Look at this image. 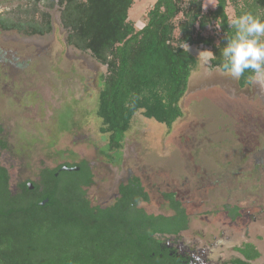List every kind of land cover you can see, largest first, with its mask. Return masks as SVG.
Here are the masks:
<instances>
[{
	"label": "trees",
	"instance_id": "16d2710c",
	"mask_svg": "<svg viewBox=\"0 0 264 264\" xmlns=\"http://www.w3.org/2000/svg\"><path fill=\"white\" fill-rule=\"evenodd\" d=\"M133 1L25 0L0 12L1 32L32 37L52 31L50 10L57 9L66 46L104 67L94 122L107 138L98 151L112 163L137 119L167 134L185 116L182 100L198 63L189 47L207 48L216 57L210 67L223 71L221 51L234 31L229 19L243 12L264 19V0H215L205 12L202 0H155L137 27L128 18ZM249 75L237 80L240 87L250 85ZM39 172L37 181L27 179L12 190L8 170L0 165V264H165L157 256L155 233L186 226L174 192L162 193L171 215L137 207L151 196L132 173L119 184L116 201L100 205L87 196L93 184L87 162H63ZM250 251L247 257L258 255Z\"/></svg>",
	"mask_w": 264,
	"mask_h": 264
},
{
	"label": "rangeland",
	"instance_id": "374dc122",
	"mask_svg": "<svg viewBox=\"0 0 264 264\" xmlns=\"http://www.w3.org/2000/svg\"><path fill=\"white\" fill-rule=\"evenodd\" d=\"M24 1L0 0V12ZM154 1L134 0L128 18L141 27ZM215 4V0H202V9H213ZM50 13L52 31L38 39L0 30L4 57H0V134L7 141L11 183L17 178L37 181L43 165L84 159L93 173V184L87 188L93 204L110 203V191L115 192L116 183L132 173L150 190V204L141 203L147 212L172 213L162 202L163 192H174L195 222L202 218L216 222L213 213L218 203H244L251 210L250 200L260 197L264 209V164L254 165L258 152L264 163V83L239 88L237 80L210 67L200 54L207 48L189 47L198 63L188 96L182 100L185 116L167 134L137 119L134 132L124 138L119 160L112 163L98 151L107 138L94 122L97 84L104 67L66 46L58 10ZM203 83L206 88L213 85L214 96L208 94L210 89H201ZM216 90L236 99V104L232 107L227 98L225 104ZM240 94L247 100L237 99ZM256 215L264 223V210L262 219ZM249 223L239 222L243 229L254 227L252 238L262 237L264 252V229Z\"/></svg>",
	"mask_w": 264,
	"mask_h": 264
},
{
	"label": "flooded vegetation",
	"instance_id": "af4514ba",
	"mask_svg": "<svg viewBox=\"0 0 264 264\" xmlns=\"http://www.w3.org/2000/svg\"><path fill=\"white\" fill-rule=\"evenodd\" d=\"M26 38L38 39V36H32V37H26ZM251 84L252 83H250V85ZM203 85L204 86H202L201 89L206 88L205 87L206 84L203 83ZM250 85H247V86H250ZM210 87L206 88V89H210L207 92H209L208 94L211 93L214 96L215 93L213 90H211L213 85H210ZM238 87L244 88L246 86L240 87L238 84ZM219 89L221 88L219 87ZM215 92L219 93L218 94L219 97L222 96V99L224 100V103L226 104V98L228 99L227 95L225 98L221 94V92L217 90ZM186 95L188 96V93H186ZM230 99H232L234 102L231 103L229 101ZM230 99L227 100V103L229 105H232L233 107L236 104L235 103L236 99L234 98H230ZM237 99L247 100V98L244 97L242 94H240V97ZM243 103L244 102H242L241 105ZM0 132H2L1 126H0ZM0 140L4 142V145L0 147V165L1 167H4L8 170V173L10 175V180H11L12 178V175L10 172L11 167L10 165L8 166L9 163L6 158V153L8 150L7 141L3 136H1V134H0ZM256 155H257L256 158H254L255 167L256 165H259V166L261 165L263 167L264 163H263V160H261V152H258ZM81 160L86 162V160L84 159H81ZM63 162L72 163L75 161H63ZM43 167L44 165L39 169V171ZM39 173H38V179L40 178ZM127 177L128 175L124 178V180L116 183L115 192L110 191L108 197L112 199L110 201L111 204L114 203L116 201V198L119 196V184L121 182H124L127 179ZM24 181H27V180H20L18 178L15 179V182L11 183L12 190H16L17 184L19 182H24ZM145 189L151 196L150 190L147 187ZM215 190L218 191L216 188ZM233 190L237 191L236 188H233ZM227 191L231 193L230 191L232 190H227ZM240 192L241 191H239V193ZM249 194H252V192L250 191ZM215 195L217 196V198L220 196L218 193H216ZM100 196L101 195L99 194V197ZM258 199L259 200L253 199L254 201L250 200V203H251L250 207H253L251 208V210L244 203L243 204L242 203H231V204L218 203L220 207L215 209L216 212L213 213V215H216L215 217L218 218L216 222L213 221L212 218H208L207 221H205V218H202V220H199L198 222H195V220L192 221V218L187 213L186 207L183 206L181 200L178 199L181 206L185 209V214L187 216L186 226L182 228L181 230L177 231L176 233H169V232H161V233L156 232L155 233L156 235H158L157 238L159 239V243H160L157 256L159 257L161 261L164 260L165 264H264L263 262L264 252L261 247L262 237H260L259 235L258 236L256 235L254 238H252L251 234L254 230V227H253V230H251L250 226L247 225V226H243L244 227L243 229L242 226L239 224V222L241 221L250 222L249 224H252L254 222L257 228L259 226V228L264 229V223L262 222L263 216H261L262 210L264 209L261 208V206L263 205L261 204L262 202L260 201V197H258ZM150 200L151 198L148 201H140L137 204V207L139 208L141 207L144 210L141 203L150 204ZM162 202L165 203L166 201H162ZM108 204H105V205H108ZM145 212L147 214H152V215L164 214V213H152V212H147V211ZM256 212L259 216V219L261 218L262 220H257ZM171 214H164V215H171ZM219 223H221V225ZM251 249L255 250L258 253V255L253 258L247 257L246 253L248 254L249 252L251 253L252 252L250 251Z\"/></svg>",
	"mask_w": 264,
	"mask_h": 264
},
{
	"label": "clouds",
	"instance_id": "9594fccd",
	"mask_svg": "<svg viewBox=\"0 0 264 264\" xmlns=\"http://www.w3.org/2000/svg\"><path fill=\"white\" fill-rule=\"evenodd\" d=\"M229 25L234 31L221 51L223 72L235 80L250 72L249 83H264V19L243 12L230 18ZM200 54L208 63L216 59L211 51Z\"/></svg>",
	"mask_w": 264,
	"mask_h": 264
},
{
	"label": "water",
	"instance_id": "95a60500",
	"mask_svg": "<svg viewBox=\"0 0 264 264\" xmlns=\"http://www.w3.org/2000/svg\"><path fill=\"white\" fill-rule=\"evenodd\" d=\"M62 169H63V170H69V171H70V170H78V167L68 168V167H66V166H63ZM28 187H29V188H32V184H31L30 182L28 183ZM45 202H46V199L43 200V201H41V202H40V205H43Z\"/></svg>",
	"mask_w": 264,
	"mask_h": 264
}]
</instances>
